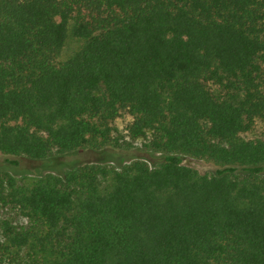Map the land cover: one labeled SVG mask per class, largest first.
<instances>
[{"label":"trees","instance_id":"trees-1","mask_svg":"<svg viewBox=\"0 0 264 264\" xmlns=\"http://www.w3.org/2000/svg\"><path fill=\"white\" fill-rule=\"evenodd\" d=\"M0 152V264H264V0H0Z\"/></svg>","mask_w":264,"mask_h":264},{"label":"rangeland","instance_id":"rangeland-1","mask_svg":"<svg viewBox=\"0 0 264 264\" xmlns=\"http://www.w3.org/2000/svg\"><path fill=\"white\" fill-rule=\"evenodd\" d=\"M127 120L128 118L126 116L121 117L119 120H117L116 124L121 129H124ZM261 127L262 123L260 122L258 123L255 131L259 130ZM134 144L135 147H132L130 150H118L112 148L100 152L94 150H80L67 154L57 155L56 157H53L51 161L53 162V164H64L65 166L70 167L83 161L94 160L103 161L104 163L108 164V166L118 168L122 164L130 162L134 156H148V152H144V143L142 139H137ZM110 155L113 157H110ZM108 156L110 158L107 159ZM7 157L9 156L4 155L0 152V166L6 162ZM181 157L183 163L191 165L201 173H213L216 171L217 166L212 161L195 158L188 155H182ZM35 166L36 164L32 163L29 160H22L18 168L24 169L25 171L29 170V172L32 171V173L27 174H29L30 176H34L33 172L36 168Z\"/></svg>","mask_w":264,"mask_h":264}]
</instances>
